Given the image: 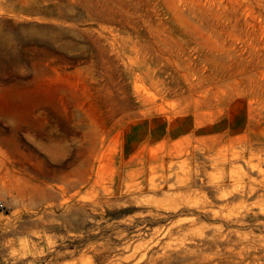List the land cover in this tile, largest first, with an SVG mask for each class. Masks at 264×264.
<instances>
[{
  "label": "rangeland",
  "instance_id": "374dc122",
  "mask_svg": "<svg viewBox=\"0 0 264 264\" xmlns=\"http://www.w3.org/2000/svg\"><path fill=\"white\" fill-rule=\"evenodd\" d=\"M0 204V264H264V0H0Z\"/></svg>",
  "mask_w": 264,
  "mask_h": 264
},
{
  "label": "bare ground",
  "instance_id": "6f19581e",
  "mask_svg": "<svg viewBox=\"0 0 264 264\" xmlns=\"http://www.w3.org/2000/svg\"><path fill=\"white\" fill-rule=\"evenodd\" d=\"M241 157V156H240ZM236 180V179H235ZM240 189V188H239ZM235 191L236 190H232V191H223L222 193H220V197L219 198H222V199H226L227 197H229V196H231V195H233L234 193H235ZM246 210H247V208H246ZM262 210V209H261ZM263 214H264V212H262ZM247 215V214H246ZM247 216H249V215H247ZM213 217H215V216H213ZM215 220V219H214ZM244 221V220H243ZM238 222L240 223V222H242V220L241 219H239L238 220ZM231 223V222H230ZM242 238V237H241ZM263 243V242H262ZM244 246V245H243ZM244 249H246L245 247H244ZM248 249V248H247ZM240 253H242V252H240Z\"/></svg>",
  "mask_w": 264,
  "mask_h": 264
},
{
  "label": "built area",
  "instance_id": "2783aa9c",
  "mask_svg": "<svg viewBox=\"0 0 264 264\" xmlns=\"http://www.w3.org/2000/svg\"><path fill=\"white\" fill-rule=\"evenodd\" d=\"M0 208H3V205L2 204H0Z\"/></svg>",
  "mask_w": 264,
  "mask_h": 264
}]
</instances>
